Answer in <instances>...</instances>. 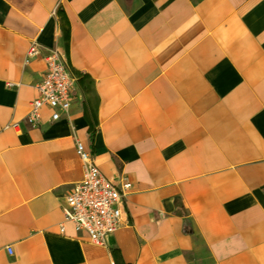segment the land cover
I'll return each mask as SVG.
<instances>
[{
    "label": "crops",
    "instance_id": "obj_1",
    "mask_svg": "<svg viewBox=\"0 0 264 264\" xmlns=\"http://www.w3.org/2000/svg\"><path fill=\"white\" fill-rule=\"evenodd\" d=\"M53 48L74 100L31 125ZM77 140L133 184L105 244ZM0 264H264V0H0Z\"/></svg>",
    "mask_w": 264,
    "mask_h": 264
},
{
    "label": "built area",
    "instance_id": "obj_2",
    "mask_svg": "<svg viewBox=\"0 0 264 264\" xmlns=\"http://www.w3.org/2000/svg\"><path fill=\"white\" fill-rule=\"evenodd\" d=\"M38 52V44H32L28 60ZM44 59L46 69L36 85L39 96L32 101V109L27 116L31 125L41 122L43 106L52 110V120L60 119L70 109L75 96L76 77L67 53L53 48ZM76 150L84 172L82 180L65 196L62 206L65 221L72 223L77 232H85L92 242L105 244L107 237L122 225L125 198L133 184L126 175L106 177L98 167L94 154L80 140L76 141ZM64 231L62 224L61 232ZM8 250L12 253L11 247Z\"/></svg>",
    "mask_w": 264,
    "mask_h": 264
},
{
    "label": "trees",
    "instance_id": "obj_3",
    "mask_svg": "<svg viewBox=\"0 0 264 264\" xmlns=\"http://www.w3.org/2000/svg\"><path fill=\"white\" fill-rule=\"evenodd\" d=\"M66 36H67V33H66Z\"/></svg>",
    "mask_w": 264,
    "mask_h": 264
}]
</instances>
